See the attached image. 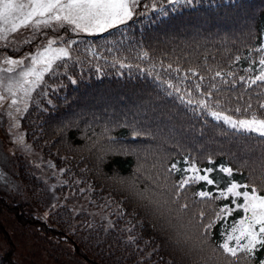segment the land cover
I'll use <instances>...</instances> for the list:
<instances>
[{
	"label": "trees",
	"instance_id": "16d2710c",
	"mask_svg": "<svg viewBox=\"0 0 264 264\" xmlns=\"http://www.w3.org/2000/svg\"><path fill=\"white\" fill-rule=\"evenodd\" d=\"M70 39L69 56L44 73L38 84L43 92L18 115L25 139L55 168L58 183L52 193L17 163L15 176L31 203L0 197V264H23L14 250L19 235L33 246L22 254L39 256L45 264L57 252L73 264H258L264 259V250L247 258L224 254L218 247L221 233L231 231L244 213L236 210L219 220L215 215L225 205L235 208L231 198H215L226 181L264 194V138L210 115L220 111L244 118L235 109L251 104L252 112L264 116L259 107L264 83L249 87L240 79L259 74L264 0H183L148 10L138 5L125 24L71 33ZM200 100L208 108H201ZM193 163L200 174L213 169L209 175L217 183H192L178 196L174 185L182 173L171 166L186 169ZM221 166L232 168V176ZM201 190L212 197H197ZM65 192L86 198L102 218L60 203ZM213 220L206 231L203 226ZM61 242L70 251H60Z\"/></svg>",
	"mask_w": 264,
	"mask_h": 264
},
{
	"label": "snow or ice",
	"instance_id": "6c2138e0",
	"mask_svg": "<svg viewBox=\"0 0 264 264\" xmlns=\"http://www.w3.org/2000/svg\"><path fill=\"white\" fill-rule=\"evenodd\" d=\"M168 2L175 4L181 3L183 0H168ZM139 3L140 0H0V39H7L8 33L17 32L22 27H51L53 24L60 27L68 25L76 32L89 34L104 32L131 20ZM187 3H193V0H187ZM54 43L55 41L49 40L43 51H38L35 55H32L30 58L32 66L21 73L23 83L20 87L25 94L31 90V86L43 78L44 73L52 70L56 61L69 56L68 48H53ZM257 51L264 53V45ZM5 63L10 66H18L23 64V61L6 59ZM258 63L260 65L259 74L254 78L240 77L241 81H244L249 87L258 82L264 83V55L260 56ZM123 66L121 65V67ZM8 70L12 71L13 68L10 67ZM189 71L193 75L196 74L194 70L189 69ZM220 75V72H216V76ZM29 77L34 79L29 80ZM24 84H28L29 88L25 89ZM169 87L175 86L170 84ZM195 87L199 89L200 85L197 84ZM212 87L215 88L216 86L212 85ZM175 91L179 93L180 88L175 87ZM188 95L190 96L191 93H188ZM0 99H3V97H0ZM180 100L183 102L184 97L180 96ZM13 103H16V101L13 100ZM187 103L192 104L193 101L189 99ZM197 103L201 108H208L204 100ZM251 107V104H249L243 109H235L237 113H245L244 118L233 119L232 116L224 115L220 111H211L210 115L215 120L223 121L238 132L254 133L264 138V116L252 112ZM259 107L264 109V103H261ZM22 139L21 137V142ZM219 170L229 177L233 174V169L230 167L221 166ZM170 171L182 173L180 181L177 185H174L178 196L180 191L189 184L201 181L206 182L207 185L217 183L209 175L213 169H206L204 174H200V170L194 163L186 169H178L177 165L173 164ZM195 195L203 200L211 198L212 192L201 190L196 192ZM215 198H231V203L235 205V208H230L227 205L223 206L215 214L216 220H219L222 214H231L236 210H242L244 213L242 219L234 222L231 231L221 233L223 241L218 244V247L222 249L223 253L233 258H237L239 254L243 253L247 258L259 250H264V194H259L255 186L251 187L249 191L248 184H241L233 180L226 181L224 190L219 191V195ZM241 199L242 202H238ZM181 207L185 208L187 205ZM203 215L202 212L201 217ZM216 220L205 224L204 229L210 231ZM258 264H264V259L259 260Z\"/></svg>",
	"mask_w": 264,
	"mask_h": 264
},
{
	"label": "rangeland",
	"instance_id": "374dc122",
	"mask_svg": "<svg viewBox=\"0 0 264 264\" xmlns=\"http://www.w3.org/2000/svg\"><path fill=\"white\" fill-rule=\"evenodd\" d=\"M166 2L168 0H140L138 5H142L143 10H148L155 7V5L161 6ZM71 33L86 32H76L68 25L60 27L57 24H53L51 27H22L17 32L8 33L7 39H0V97H3V99H0V197L3 199L9 201H21L23 199L31 203V200L26 196L15 176L17 163L19 162L29 172L38 175L43 180V187L52 193L53 186L58 183L57 173L53 170L55 168H52L47 161L48 159L28 143L22 129L19 127L18 115L34 100L36 92L42 91L38 88V84L41 81L39 80L25 94L20 87L23 83L21 73L27 71L32 66L31 56L35 55L38 51H43L47 47L49 40L55 41L52 45L53 48L65 47L69 51ZM6 59L23 61V64L10 66L5 63ZM10 67L13 68L12 71L8 70ZM28 79L32 80L34 78L29 77ZM23 87L28 89L29 85L24 84ZM13 100L16 103H13ZM21 137L23 138L22 142ZM59 196L60 203L72 210H83L90 216L102 218L101 212L96 207H92L90 203H87L86 198L83 199L82 196L79 197L69 192H65ZM37 200L40 201L39 203L44 202L38 199V197ZM8 226L13 229V224L9 223ZM13 230L17 232L18 228ZM18 238L16 248H14L17 261L19 260L23 264H26L29 261L35 260L37 264H45L39 256L31 257L23 255L30 251L33 246L27 237L19 235ZM59 247H62L60 251H70L66 243L61 242ZM54 256L55 259L51 260V264H73L68 260V257L62 256L61 253L57 252ZM217 260L220 261V259ZM78 264L86 263L79 262Z\"/></svg>",
	"mask_w": 264,
	"mask_h": 264
}]
</instances>
